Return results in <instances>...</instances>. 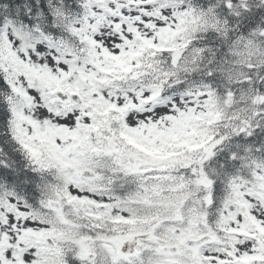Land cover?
Instances as JSON below:
<instances>
[{
	"label": "snow or ice",
	"instance_id": "1",
	"mask_svg": "<svg viewBox=\"0 0 264 264\" xmlns=\"http://www.w3.org/2000/svg\"><path fill=\"white\" fill-rule=\"evenodd\" d=\"M0 264H264V0H0Z\"/></svg>",
	"mask_w": 264,
	"mask_h": 264
}]
</instances>
